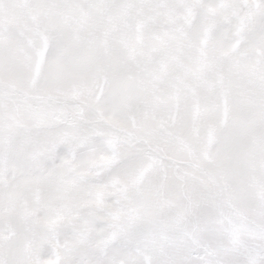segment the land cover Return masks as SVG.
Returning <instances> with one entry per match:
<instances>
[{"label":"snow or ice","instance_id":"obj_1","mask_svg":"<svg viewBox=\"0 0 264 264\" xmlns=\"http://www.w3.org/2000/svg\"><path fill=\"white\" fill-rule=\"evenodd\" d=\"M0 264H264V0H0Z\"/></svg>","mask_w":264,"mask_h":264}]
</instances>
